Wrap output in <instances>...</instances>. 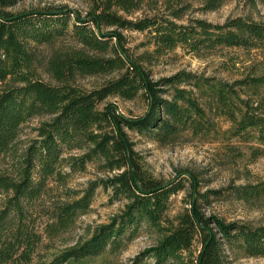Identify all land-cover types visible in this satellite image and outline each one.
<instances>
[{
  "label": "trees",
  "instance_id": "1",
  "mask_svg": "<svg viewBox=\"0 0 264 264\" xmlns=\"http://www.w3.org/2000/svg\"><path fill=\"white\" fill-rule=\"evenodd\" d=\"M22 1L0 0V160L13 162L0 172V264H90L122 252L143 230L153 232L157 242L131 264H227L240 254L264 258V216L259 226L206 218L202 202L222 191L202 194L191 174L167 182L155 178L141 164L130 136L163 147L194 140L230 146L237 140L257 145L250 147L255 160L264 156V109L241 93L244 88L256 93L264 77L230 84L180 71L154 81L146 66L179 48L198 58L232 48L264 51V23L249 17L181 23L183 0H89L85 17L65 5L11 11ZM148 1L167 4L171 17H129ZM224 1L209 0L210 8ZM123 31L150 33L153 52L130 53ZM113 74L117 77L93 89L78 83ZM110 98L142 100L145 113L123 116L113 104L104 105ZM44 117L48 120L34 129L35 138L19 148L22 128ZM96 163L113 175L91 181L81 193L46 199ZM189 185L190 208L169 217L171 199ZM100 188L112 191L111 202L126 200L124 210L87 239L35 262L44 238L53 240L74 227L91 211ZM230 191L251 207L264 203V180ZM196 244L200 250L194 255Z\"/></svg>",
  "mask_w": 264,
  "mask_h": 264
},
{
  "label": "rangeland",
  "instance_id": "2",
  "mask_svg": "<svg viewBox=\"0 0 264 264\" xmlns=\"http://www.w3.org/2000/svg\"><path fill=\"white\" fill-rule=\"evenodd\" d=\"M182 2L180 6L183 18L179 21L181 23H187L191 19H203L214 24H224L228 19L236 17H249L264 23V5L254 6L249 0H226L219 8L215 9L210 8L209 0H183ZM62 5L67 6L71 11L80 13L83 17L89 10V0H23L11 11L18 12L32 8ZM173 6L174 9H178L175 2H173ZM171 12L172 10H169L167 4L163 2L155 4L148 1L143 4L139 11L129 17L138 19L158 14L170 16ZM122 34L125 47L133 55L138 56L145 52H153L154 45L150 33L123 31ZM43 50L49 53L48 49L44 48ZM146 66L151 71L154 81L172 76L180 71H187L207 77H215L234 84L249 77H264V51L232 48L220 50L212 56L198 58L179 48L162 57L152 59ZM115 77L117 74L88 77L80 79L78 83L86 89H93L102 86ZM43 79L47 82H53L47 75H43ZM241 93H247L264 109V87H261L256 93L244 88ZM244 97L246 98V96ZM107 103L113 104L117 112L126 117L141 116L146 110L145 102L142 100L126 102L118 98H110L104 105ZM104 105L101 107L103 108ZM46 120H48L46 117L34 119L22 128L18 142L19 148L26 147L35 138L34 129ZM220 123L224 129L230 126L223 119L220 120ZM130 136L132 142L135 143L134 151L138 154L141 164L155 178L167 182L178 178L182 173L191 174L198 180V187L202 194L208 191H222L218 198L211 197L210 203L202 202L201 211L206 218L216 216L227 223L241 222L252 226L261 225L264 216V203L257 208L251 207L236 200L230 191L231 187L254 184L264 180V156L255 160L250 152V147L257 145L254 143L243 144L237 140H232L230 146L224 145L222 142L201 143L194 140L163 147L137 134L131 133ZM9 165H13L9 158L1 159L0 172L7 170ZM100 168L98 163L90 165L85 173L73 176L68 185L55 187L49 192L46 199L67 198L70 193L72 195L73 193H81L91 181L113 175L102 172ZM192 192L193 187L189 185L187 191L171 199L169 217L174 218L184 209L190 208L187 203L192 200L190 198ZM111 195V190L100 188L91 211L80 217L74 227L67 232L60 233L53 240L44 238L38 249V257L35 262L42 258L48 260L76 242L87 239L96 227L107 224L112 217L120 214L127 201L111 202ZM43 228L44 225L41 224V232L44 231ZM157 239L153 232L143 230L122 252L115 255L108 253L91 261L90 264H131L137 255L152 247ZM193 250L194 255H197L200 250L199 244H196ZM227 264H264V258H253L240 254L230 256Z\"/></svg>",
  "mask_w": 264,
  "mask_h": 264
}]
</instances>
